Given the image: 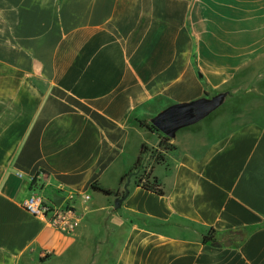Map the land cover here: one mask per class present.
I'll list each match as a JSON object with an SVG mask.
<instances>
[{
  "label": "crops",
  "instance_id": "0c3cea01",
  "mask_svg": "<svg viewBox=\"0 0 264 264\" xmlns=\"http://www.w3.org/2000/svg\"><path fill=\"white\" fill-rule=\"evenodd\" d=\"M205 97L144 155L165 194L123 182L162 140L140 122ZM129 178L118 209L92 189ZM35 187L80 227L28 213ZM0 264H264V0H0Z\"/></svg>",
  "mask_w": 264,
  "mask_h": 264
},
{
  "label": "water",
  "instance_id": "95a60500",
  "mask_svg": "<svg viewBox=\"0 0 264 264\" xmlns=\"http://www.w3.org/2000/svg\"><path fill=\"white\" fill-rule=\"evenodd\" d=\"M219 106V98L209 99L208 97L189 102L173 105L159 113L151 120V123L166 137L174 138L178 130L196 124L201 121ZM129 178L124 186V196L115 200V207L118 209L129 195ZM53 200L57 206H61L64 197L55 195Z\"/></svg>",
  "mask_w": 264,
  "mask_h": 264
},
{
  "label": "built area",
  "instance_id": "2783aa9c",
  "mask_svg": "<svg viewBox=\"0 0 264 264\" xmlns=\"http://www.w3.org/2000/svg\"><path fill=\"white\" fill-rule=\"evenodd\" d=\"M74 199L75 196H69L61 206H57L54 200L47 201L35 187L22 206L31 215L47 219L53 228L72 233L81 225V213L75 208ZM84 199L88 201L90 196L86 195Z\"/></svg>",
  "mask_w": 264,
  "mask_h": 264
},
{
  "label": "trees",
  "instance_id": "16d2710c",
  "mask_svg": "<svg viewBox=\"0 0 264 264\" xmlns=\"http://www.w3.org/2000/svg\"><path fill=\"white\" fill-rule=\"evenodd\" d=\"M140 125H141V127L147 129L148 131H150L152 133H158V134L162 135V140H161V143H160V147H159L158 150H153V149L149 148L147 145H143L141 147V153H140V155L138 157L137 163L135 164L133 169L129 172V174H127L125 176V178H123V182L129 176H131L132 174H135V172H137L139 170V167L141 166V163H142V161L144 159V155L149 154V153L154 154V155L156 154L155 162L156 163H162V162L165 161V157H164L163 151H165V150L169 151V150L174 149V147L171 146V144L169 143L171 139L166 137V136H164L152 123L142 121V122H140ZM138 184L145 191L154 193V194H156L158 196H163L165 194V191H164L162 185L159 183L158 179L157 178H152L151 172L146 177H142L139 180ZM92 189L94 191L101 192L102 194H104L106 196L115 195V196H117L119 198L123 196L120 192H113L111 190L102 189V188H99L96 185H93ZM215 234H216V232L214 230H211L210 233L203 238V242L205 244L216 242Z\"/></svg>",
  "mask_w": 264,
  "mask_h": 264
},
{
  "label": "rangeland",
  "instance_id": "374dc122",
  "mask_svg": "<svg viewBox=\"0 0 264 264\" xmlns=\"http://www.w3.org/2000/svg\"><path fill=\"white\" fill-rule=\"evenodd\" d=\"M152 162L155 163L156 160V154H152L151 156ZM150 167L151 164H149V162L146 160V158L143 159L141 166L139 167V170L137 172H135V174H139L142 177H146L149 173H150Z\"/></svg>",
  "mask_w": 264,
  "mask_h": 264
}]
</instances>
